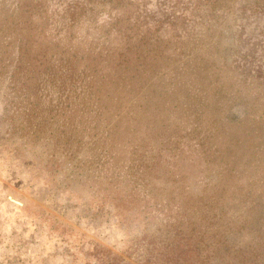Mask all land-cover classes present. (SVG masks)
Masks as SVG:
<instances>
[{
    "label": "trees",
    "instance_id": "16d2710c",
    "mask_svg": "<svg viewBox=\"0 0 264 264\" xmlns=\"http://www.w3.org/2000/svg\"><path fill=\"white\" fill-rule=\"evenodd\" d=\"M150 2L0 0L1 118L12 131L51 141L66 155L82 150L86 159L79 161L104 170L109 183L129 186L120 197L157 219L154 231L138 238V247L134 241L135 250H142L139 264H264V192L255 191L250 207L240 208L248 192L238 177L228 179L220 171L211 191L193 193L184 178L165 175V163L172 165L166 157L179 156L186 141L216 164L226 161L212 145L215 131L198 121L202 115L195 114L186 129L153 127L156 120L143 123L134 101L111 122L114 101L122 106L145 79L151 87L155 67L161 69L169 56L163 54L166 43L159 31L151 27L163 11L157 3L159 11L150 8ZM39 17L46 21L40 30L46 41H37L38 33L31 31L30 23ZM89 19L118 43L104 52L89 43L72 46L68 40ZM177 66L163 70L160 80L169 71L179 75ZM166 88L165 93L173 89ZM162 144H167L165 152ZM91 255L96 264H134L100 245Z\"/></svg>",
    "mask_w": 264,
    "mask_h": 264
},
{
    "label": "rangeland",
    "instance_id": "374dc122",
    "mask_svg": "<svg viewBox=\"0 0 264 264\" xmlns=\"http://www.w3.org/2000/svg\"><path fill=\"white\" fill-rule=\"evenodd\" d=\"M149 1L150 8L159 11L157 3L163 11L151 27L169 56L161 69L155 67L151 87L145 79L122 106L114 101L111 122L134 101L143 123L156 120L153 127L186 129L195 114L202 115L198 121L215 131L212 145L226 161L216 164L186 141L184 152L166 157L172 165L165 163V175L184 178L191 192L200 193L211 191L224 171L248 192L240 208L250 207L251 194L264 192V0ZM45 23L44 17L30 23L37 41L48 40L40 32ZM97 25L96 19L79 25L69 43H89L103 52L118 43ZM176 65L179 75L169 71L160 80L163 70ZM166 87L173 89L165 93ZM160 147L165 152L167 144ZM78 151L69 156L51 141L20 135L0 115V264H96L95 245L139 264L142 250H135L134 241L138 247V238L154 231L157 219L125 202L120 195L129 186L107 182L104 170L79 161L86 158Z\"/></svg>",
    "mask_w": 264,
    "mask_h": 264
}]
</instances>
